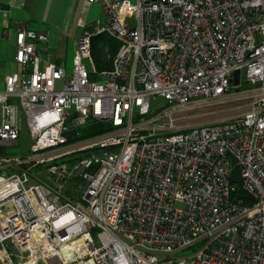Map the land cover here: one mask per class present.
<instances>
[{
  "label": "built area",
  "instance_id": "2783aa9c",
  "mask_svg": "<svg viewBox=\"0 0 264 264\" xmlns=\"http://www.w3.org/2000/svg\"><path fill=\"white\" fill-rule=\"evenodd\" d=\"M85 1L104 18L80 32L69 74L39 68L46 33L15 30L0 148L17 146L20 112L31 144L0 156L18 168L0 172V264H264V0ZM100 34L118 49L99 71ZM215 113L228 116L194 123ZM89 120L112 130L68 144Z\"/></svg>",
  "mask_w": 264,
  "mask_h": 264
},
{
  "label": "crops",
  "instance_id": "0c3cea01",
  "mask_svg": "<svg viewBox=\"0 0 264 264\" xmlns=\"http://www.w3.org/2000/svg\"><path fill=\"white\" fill-rule=\"evenodd\" d=\"M103 18L101 7L85 0H0V86L5 75L20 71L14 61L18 25L48 35L47 43L35 44L42 59L40 69L48 57L50 63H63L66 70L80 32L93 20Z\"/></svg>",
  "mask_w": 264,
  "mask_h": 264
},
{
  "label": "trees",
  "instance_id": "16d2710c",
  "mask_svg": "<svg viewBox=\"0 0 264 264\" xmlns=\"http://www.w3.org/2000/svg\"><path fill=\"white\" fill-rule=\"evenodd\" d=\"M118 49V43L110 38L106 34H100L93 36L90 42V51L93 63L97 70L109 69L111 67V58L115 55ZM112 130L109 122H97L89 120L83 127L73 130L68 134V144L73 142L82 141ZM7 150L0 148V156L7 155ZM87 155V153L73 154L71 156L64 157L61 161L67 163H73L76 159ZM76 179H71L66 187V195L76 200ZM241 197H245L243 193L238 192Z\"/></svg>",
  "mask_w": 264,
  "mask_h": 264
},
{
  "label": "rangeland",
  "instance_id": "374dc122",
  "mask_svg": "<svg viewBox=\"0 0 264 264\" xmlns=\"http://www.w3.org/2000/svg\"><path fill=\"white\" fill-rule=\"evenodd\" d=\"M129 1L133 2L135 0H129ZM94 5L98 6V4H94ZM84 66H85L87 72H91V67L86 61L84 62ZM71 68H72V61H69V63H67V66H66L67 74H69L71 72ZM90 79H97V76L95 74H91ZM151 103H152V106L154 109L159 108L160 106H162L164 104L163 100H161L159 98H152ZM227 116H228L227 114L215 113V114L208 115L204 118H201L199 120H196V121H194V123H196V124L209 123V122L215 121L217 119L226 118ZM19 117H20L19 118L20 133H19L17 146L13 147V148L5 149V150H7V153H8L5 156H8V155H25V154L29 153L30 144H31L29 129H28V126L26 124L25 116L21 112L19 113ZM73 143H76V142H73ZM17 170H18V168H16V167L0 168V172H3L5 174L13 173V172H16Z\"/></svg>",
  "mask_w": 264,
  "mask_h": 264
},
{
  "label": "water",
  "instance_id": "95a60500",
  "mask_svg": "<svg viewBox=\"0 0 264 264\" xmlns=\"http://www.w3.org/2000/svg\"><path fill=\"white\" fill-rule=\"evenodd\" d=\"M238 72H234L233 74V83L237 84L238 83ZM235 163V159L232 158V164ZM229 181L232 183H239L240 182V177H239V170L237 166H234L231 172V176L229 178Z\"/></svg>",
  "mask_w": 264,
  "mask_h": 264
},
{
  "label": "bare ground",
  "instance_id": "6f19581e",
  "mask_svg": "<svg viewBox=\"0 0 264 264\" xmlns=\"http://www.w3.org/2000/svg\"><path fill=\"white\" fill-rule=\"evenodd\" d=\"M67 248H68V247H66V249H67ZM61 254H64V255H65V254H66V253H65V250H63V251L61 252Z\"/></svg>",
  "mask_w": 264,
  "mask_h": 264
}]
</instances>
